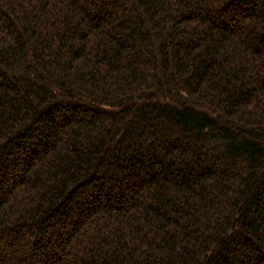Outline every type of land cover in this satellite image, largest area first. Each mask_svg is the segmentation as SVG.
<instances>
[{
  "label": "trees",
  "instance_id": "trees-1",
  "mask_svg": "<svg viewBox=\"0 0 264 264\" xmlns=\"http://www.w3.org/2000/svg\"><path fill=\"white\" fill-rule=\"evenodd\" d=\"M0 264H264V0H0Z\"/></svg>",
  "mask_w": 264,
  "mask_h": 264
}]
</instances>
